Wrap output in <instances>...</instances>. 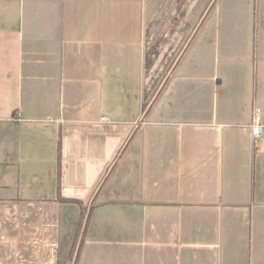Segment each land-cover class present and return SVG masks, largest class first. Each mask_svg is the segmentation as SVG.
<instances>
[{
  "label": "crops",
  "instance_id": "1",
  "mask_svg": "<svg viewBox=\"0 0 264 264\" xmlns=\"http://www.w3.org/2000/svg\"><path fill=\"white\" fill-rule=\"evenodd\" d=\"M0 264H264V0H0Z\"/></svg>",
  "mask_w": 264,
  "mask_h": 264
},
{
  "label": "built area",
  "instance_id": "2",
  "mask_svg": "<svg viewBox=\"0 0 264 264\" xmlns=\"http://www.w3.org/2000/svg\"><path fill=\"white\" fill-rule=\"evenodd\" d=\"M260 117L258 114L255 115L253 123H252V134L254 137L258 136L261 132V124Z\"/></svg>",
  "mask_w": 264,
  "mask_h": 264
},
{
  "label": "trees",
  "instance_id": "3",
  "mask_svg": "<svg viewBox=\"0 0 264 264\" xmlns=\"http://www.w3.org/2000/svg\"><path fill=\"white\" fill-rule=\"evenodd\" d=\"M60 201L65 202V203H76L77 205H79L81 207V211H82V213H81V221L84 224L87 222V218L86 219L84 218V214L85 213L83 212L82 204L80 202H77V201H74V200H64V199H60Z\"/></svg>",
  "mask_w": 264,
  "mask_h": 264
}]
</instances>
